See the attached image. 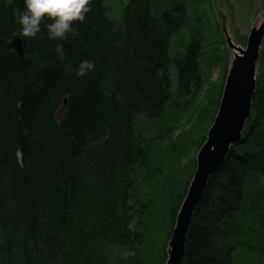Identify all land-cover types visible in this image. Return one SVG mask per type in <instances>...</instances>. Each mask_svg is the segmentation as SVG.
<instances>
[{
    "label": "trees",
    "instance_id": "16d2710c",
    "mask_svg": "<svg viewBox=\"0 0 264 264\" xmlns=\"http://www.w3.org/2000/svg\"><path fill=\"white\" fill-rule=\"evenodd\" d=\"M122 1L112 20L105 0H91L74 33L50 40L47 19L36 38L21 36L22 0H0V264L166 262L229 59L212 14L185 24L200 0ZM85 59L95 68L81 77ZM214 65L222 80L198 106ZM259 71L251 117L209 177L181 264H233L256 239L264 248V40ZM173 98L196 111L192 128L147 138L139 123L160 119Z\"/></svg>",
    "mask_w": 264,
    "mask_h": 264
},
{
    "label": "water",
    "instance_id": "95a60500",
    "mask_svg": "<svg viewBox=\"0 0 264 264\" xmlns=\"http://www.w3.org/2000/svg\"><path fill=\"white\" fill-rule=\"evenodd\" d=\"M225 37L228 48L236 53L230 64L213 125L197 153L196 170L176 216L165 264L182 263L192 216L203 196L209 177L220 167L230 147L241 139L245 123L251 115V100L255 94V68L259 59V47L264 39V20L258 27L250 30L245 49L232 44L227 35ZM10 46L22 57L19 39H13Z\"/></svg>",
    "mask_w": 264,
    "mask_h": 264
},
{
    "label": "rangeland",
    "instance_id": "374dc122",
    "mask_svg": "<svg viewBox=\"0 0 264 264\" xmlns=\"http://www.w3.org/2000/svg\"><path fill=\"white\" fill-rule=\"evenodd\" d=\"M122 0H105L104 4L107 9V17L110 19H118L121 12V7L119 9V4ZM124 2V0L122 1ZM254 3L255 7L253 11H250V3ZM198 10V11H197ZM255 11V12H254ZM190 13V14H189ZM189 13L186 15L185 24L193 26L195 22L193 21L194 15L196 19L202 17L200 24L204 22L205 18H208L209 14L213 15L212 25L216 22L220 25L223 35L227 34L234 45L245 48L246 43L242 44L236 41V36H246L248 35L250 29L258 27L262 20L264 19V7L262 0H211L206 2L200 0V5L191 6ZM184 24V25H185ZM182 29V28H181ZM207 29V28H206ZM208 30V29H207ZM204 30L205 34H208L209 30ZM226 53L229 61H231L233 56V51L225 46ZM205 66V63L202 62ZM256 79L259 75L258 66L256 67ZM222 66L214 65L208 70V74L205 77L203 91L197 98V105L201 106L207 103V97L204 90L208 89V85L220 83L222 78ZM176 85L175 78L172 81V90ZM217 96L219 90L214 88L210 91V94ZM173 103H169L166 111L162 117L155 122L145 123L140 122L139 126L144 127V133L147 138H157L158 134H162L164 137L169 135L165 134L163 130L167 126H172V137L173 139L183 136L187 131H189L193 124L196 111L193 115V107L190 104L183 105V101L177 103L178 100L173 98ZM192 114V115H191ZM199 132L194 134L197 137ZM244 241H248V238H242ZM169 243V241H168ZM168 250V244L166 248V255ZM233 264H264V248L256 239V243L246 242L240 245L232 253Z\"/></svg>",
    "mask_w": 264,
    "mask_h": 264
},
{
    "label": "clouds",
    "instance_id": "9594fccd",
    "mask_svg": "<svg viewBox=\"0 0 264 264\" xmlns=\"http://www.w3.org/2000/svg\"><path fill=\"white\" fill-rule=\"evenodd\" d=\"M23 9L17 10L16 23L20 27V35L36 38L41 31V22L46 24L50 40H63L74 33V22H83L91 10L88 5L91 0H22ZM95 68L90 60H82L77 72L84 76Z\"/></svg>",
    "mask_w": 264,
    "mask_h": 264
},
{
    "label": "bare ground",
    "instance_id": "6f19581e",
    "mask_svg": "<svg viewBox=\"0 0 264 264\" xmlns=\"http://www.w3.org/2000/svg\"><path fill=\"white\" fill-rule=\"evenodd\" d=\"M234 56V55H233ZM233 56H232V59H233ZM232 59H231V61H232Z\"/></svg>",
    "mask_w": 264,
    "mask_h": 264
}]
</instances>
